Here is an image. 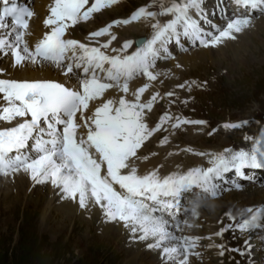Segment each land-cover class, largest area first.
<instances>
[{
    "label": "snow or ice",
    "instance_id": "6c2138e0",
    "mask_svg": "<svg viewBox=\"0 0 264 264\" xmlns=\"http://www.w3.org/2000/svg\"><path fill=\"white\" fill-rule=\"evenodd\" d=\"M156 2L140 6L126 19H114L90 31L88 40L94 43H87L66 38V33L78 22L89 21L94 13L118 4L119 0H53L43 21L49 30L30 46L25 35L35 12L17 0H0V29L7 33L0 35V49L10 50L17 65L26 60L51 62L69 81L75 80L73 84L0 79V93L5 101L0 106V120L12 122L20 118L15 126L0 128V175L23 172L35 183L50 181L61 189L64 198H78L81 209L92 203L103 210L106 222H122L131 234L130 240L151 239L146 245L148 249H160L173 264L182 256L179 264H188L190 250L197 247L200 237H176L169 228L170 220L177 229L181 223L190 227V221L179 219L178 213L183 208L187 216L190 203L191 216L198 217V202L214 200L222 193L224 189L218 181L226 173L234 170L236 176L250 179L245 169H264V131L257 138L244 137L246 141L254 140L247 149L226 147L209 154L197 152L209 156V167H192L163 177L155 169L141 174L136 160L148 157H140L138 150L162 125L167 122L177 129L186 124H207L165 111L154 126L150 125L147 116L160 93H152L146 101L142 96L151 82L157 80L159 73L153 71L156 62L175 59L169 48L171 42L187 51L185 39L192 46L204 48L236 40L253 26L255 12L264 15V0H232L236 11L224 25L212 23L202 6L203 0H160L158 11L149 10ZM164 16L170 18L162 22L160 17ZM141 19L150 23L149 38L134 49L133 40H124L119 48L112 47L117 39L114 25H128ZM202 22L210 28H205ZM176 67L181 65L177 63ZM138 77L146 82L131 90L130 82ZM195 83L185 81L177 87L183 89L188 85L190 90ZM109 89L123 94L118 99L106 98ZM174 95L172 91L165 93L167 97ZM90 104L94 106L91 116L87 114ZM248 123V120L226 122L223 127L237 129ZM82 128L86 131L81 132ZM168 140L165 136L159 143L163 145ZM230 183L236 189L242 187L235 180ZM185 194L188 199L182 205ZM246 213H241L240 221L228 227L245 231L256 226L258 218H264V208H248ZM225 230L222 228L217 235ZM173 240H182L183 244L171 245ZM219 247L223 249V245Z\"/></svg>",
    "mask_w": 264,
    "mask_h": 264
},
{
    "label": "bare ground",
    "instance_id": "6f19581e",
    "mask_svg": "<svg viewBox=\"0 0 264 264\" xmlns=\"http://www.w3.org/2000/svg\"><path fill=\"white\" fill-rule=\"evenodd\" d=\"M37 1L38 2L34 6L35 15L30 20L29 29L25 35V39L27 40L30 46H34V44L39 39L42 38L43 33L49 30L47 26L44 25L43 21L49 13L50 5L53 3V0H37ZM150 1L152 2V0ZM221 1L225 3L224 0ZM221 1L203 0L202 6L208 12L209 19L213 22V24L216 25L225 24V22H221L216 19L218 13L221 12V7L215 8L214 6L216 3H219ZM122 2L123 0H119V3L114 5L116 10L118 6L120 8L122 7ZM159 3L160 0H157L156 4L152 6L149 10L158 11ZM110 8L111 7H108L106 9L101 10L99 13H94L89 21H80L77 23V25L70 27V29L66 33V38L78 39L82 42L91 43L90 40H88V36H85V34L83 35V32H85V30L99 28V26H97V23L95 22V19H97L98 14L102 15L101 23H104V25H101L100 27L105 26V24L108 23L106 21L110 20L111 22L113 19L127 18V16L117 15L115 18L112 19V17H110ZM119 11L120 10H117V12ZM258 14L260 13L254 15L255 18L253 20V26L248 28L243 33L239 34L236 40H228L216 47H208V48L198 47L195 49L190 48L191 50L184 52L181 55H176L175 59H170L171 60L170 65L174 69L173 72L174 77H177L176 75L179 74L178 71L180 67H176L177 63L181 65V69L183 68L182 66L196 67L202 63H207V62L214 63L216 52L222 53L225 50L233 51L236 54H241V52H243L242 55H245L248 51L246 50L244 52V48L252 49L251 44L253 43V36L255 34L260 33L262 30L264 31V15L258 16ZM212 15H217V16L212 17ZM167 18H170V16L160 17L162 22ZM142 20L143 19H141L140 21L131 22L128 25H123V24L117 25L119 29L113 28L115 30V31L113 30V32L116 34L117 39L113 41L112 47H116V48L121 47L124 40H132V39L136 40L137 33L148 27V26H144L143 28L141 26L142 23L144 22H145L144 24L148 23L147 21L144 20L143 22ZM78 26L82 27L81 28L82 31ZM204 27L209 28L208 25ZM250 33L253 34L252 38L249 36ZM6 34L7 33L5 32L4 29H0V35H6ZM122 34H125V37ZM99 39L103 40V38H99ZM120 39H124V40H120ZM108 51L111 54L110 49ZM247 54H249V52ZM161 68H162V64L158 65L156 63V66L153 69V71L157 72V70H160ZM162 69H166V68H162ZM0 70H2L0 71V79H5V80H54L63 83H73V84L75 83V80L69 81L68 78L63 74V71L54 64H52L51 62L33 63L31 61L26 60L19 65L15 64L14 57L12 56L10 50L5 51L3 49H0ZM170 77H167V79ZM138 78L139 80H137ZM138 78H135L130 82L129 86L131 90H135L137 87L142 86V84L146 82L145 78L143 77H138ZM141 79H144L143 83H141L140 81ZM167 79H162V80L165 81ZM155 81L151 82V86L143 94L142 100L146 101L148 98H150L151 94L155 92L153 88V83H156ZM122 94H123L122 92L116 89H109L106 90L105 96L106 98L118 99V97ZM2 97H3V93H0V106L5 104V101L2 99ZM128 98L130 99L133 98L131 96V91L128 94ZM154 107L155 105L153 106V109ZM90 109L91 110L87 113L89 116H91L92 112L94 111V106L92 104H90ZM149 114L147 118L149 117ZM18 122H20V118H17L12 122H6L0 120V128L15 126ZM149 124L151 125L150 122ZM255 124H257V126H255ZM80 131L83 132L86 131V129L82 128ZM262 131H264V125H261L260 122L251 120L247 125H244L240 128L227 129L228 133L225 135H227L229 138L235 137L236 142L239 141L242 142L241 145L237 143V144H233L232 146L229 143L233 139L227 141L224 138L222 141L218 142L217 144L215 143L214 146H208L210 144H213V142H210V140L213 139V136L208 134L210 132L207 130L206 127H204L203 133L199 134V136L202 137L201 140L204 142L205 146L200 148L198 146L199 142L197 141L194 142L193 139H190L191 143L186 144V146L191 147V149L194 150L192 152L187 151L188 147L186 146L183 147L184 149L180 147L172 148L173 146H171V144H163V148H160L161 146L155 147V149L154 147L151 148V146H149V142L151 141L150 140L151 137H150L149 140L145 141L141 149L138 150V155L140 157L147 156L148 159L136 160V167L138 172L141 174L155 169L161 177L169 175L173 172H184L192 167H209L210 166L209 156L208 155L200 156L196 154L197 152H205L206 154H209L212 152L221 151L226 147H234L236 149H239L240 147H245L247 149L251 147L254 141L253 140L246 141L244 137L249 136L252 138H256L258 132H262ZM172 134L174 135L172 136V139L176 135V138L173 139L174 144H176L175 142L179 143L182 139V136H184L180 131L179 132L173 131ZM179 135L181 136V138L178 137ZM153 153L155 154L153 155ZM169 153H171V155H169ZM24 185L26 187L25 193L23 194L24 198L27 197V194L34 191V194L37 195L35 196L36 197L35 200H38L39 198H42L44 200V205L42 206V210L40 208L41 210L40 218L42 219L40 220L42 221V225L46 226L45 228H48L50 230L54 229L53 226L48 227V223L49 225H51L50 224L51 222L50 220L52 218L51 215L53 216L54 214L61 215L62 217L68 219V221H70L69 218L73 219L74 216H76L80 220H82L81 222L85 221L86 223H88L87 226L91 222L98 223L99 229L103 232V237L98 238L97 236L98 239L95 238L97 241L101 242L106 240L109 243H111L112 241L116 240L115 242L123 245V247H125L126 244L130 243L127 246L128 250L126 248H123L124 252H126V255L128 254L127 256H125V259L123 260V264H148L146 261L147 259L149 260V264H173L172 261H169L164 257L160 249H155V248L148 249L146 247L147 243L152 242L151 239H149L148 241L130 240L129 237L131 234L123 226L122 222L121 223L106 222L104 219L103 210L98 205L90 203L87 206V208L81 209L78 203V198L77 200H72L71 198H64L61 189L59 187L53 186L50 181H46L43 183H35L32 181L29 174L23 172L17 173L14 176L9 175L7 177H5L4 175H0V188L6 193L5 200L9 197L10 193L12 194L17 193L21 187H24ZM43 191H45L47 195L46 196L42 195V197L38 196ZM210 201L212 202L214 207L212 208L201 207L199 209L200 215L198 217H192L191 214L189 215L187 219L190 221L191 224L190 227L181 223L180 228L177 231H173L176 237H183V236L200 237V240L197 243V247L190 250L191 254L189 255L188 264H216V262L218 263L220 260L223 259L220 253L221 251H224L226 242L223 241L221 235L216 234L218 232V229L216 227L220 224L221 221H224L228 218L227 214L229 215V213H231V216L237 217V216H241L240 215L241 213H245L248 207L251 208L258 207L260 209L264 208V184L261 183V185L257 187L249 186L245 188H240L239 190H234V192H228L223 195H220L214 200H210ZM39 206L41 207L40 204ZM10 213L11 214L7 213V211H4L1 214L5 217L7 221H9V219L15 215L14 214L15 212H10ZM62 217H61L62 219L61 222L63 221ZM261 226L262 224L259 221L256 222V226H253L252 228L248 229L249 232L246 235L240 237L244 239L245 242H247L248 247L250 246L249 248L247 247L249 254L248 253L244 254L247 257V259L249 258L246 264L251 263V260L256 259V256H254V254H256L259 249V247H256V244L259 242V239L264 238V234H260L258 238L256 235L253 234L254 232H257ZM64 231L65 229H59L55 231L53 236L57 238V236L59 234L62 235ZM170 243L171 245H175V244L182 245L183 241L173 240ZM219 245H223V249H221ZM253 245H255L254 248H252ZM118 249L120 250V247ZM195 253H199V255H196ZM261 253L262 251H260L259 254ZM180 259H182V256H178L176 258L175 264H179ZM255 262L257 261L255 260Z\"/></svg>",
    "mask_w": 264,
    "mask_h": 264
},
{
    "label": "rangeland",
    "instance_id": "374dc122",
    "mask_svg": "<svg viewBox=\"0 0 264 264\" xmlns=\"http://www.w3.org/2000/svg\"><path fill=\"white\" fill-rule=\"evenodd\" d=\"M151 3L150 0H123L122 7L118 6L117 8V10H120L119 12H117L114 5V7L111 6L110 17L115 18L117 15L129 16L140 6L150 5ZM142 21L144 22V20ZM95 22L99 27L104 25V23H101L102 15L98 14ZM106 22L110 23V20ZM144 23L141 26L143 28L148 26L150 28L148 33H150L152 31L150 23ZM113 28L119 29L117 25ZM92 30H97V28ZM88 33H86L87 36ZM144 34L145 32L141 30L137 33V36H144ZM122 35L125 37V34ZM249 36L252 38L253 34L250 33ZM251 47L252 49L244 48V52L246 50L249 52L245 55H242L243 52L236 54L229 50L222 53L216 52L214 63H202L196 67L182 66V69L179 68L177 77L173 75L174 69L170 65L171 61L163 63L162 68L166 69L157 70L159 75L155 81L156 83H153L154 91L159 92L160 96L157 98V103L155 102V107L147 120L154 126L159 121L160 115L165 111H170L173 116L178 114L188 119H204L207 123L213 124L226 119L252 118L254 115L264 114L263 30L253 36ZM184 52L186 51L182 50L181 54ZM236 55L240 57L238 58ZM167 77L170 78L167 79ZM162 79L167 80L163 81ZM140 81L143 83L144 79ZM185 81L190 83L196 81V83L191 84L190 90L188 85L183 89L177 87L178 84ZM205 81H207L206 85H204ZM169 91L174 92L175 95L172 97L165 96V93ZM172 101H175V103H172ZM185 101L187 102L185 103ZM198 128L202 131L195 130ZM173 131H180L184 135L179 143L175 142L176 144H174L173 139L176 138V135L172 139V136H174ZM203 131L204 127L202 125L181 126L173 129L170 123H165L162 125L161 130L151 136L149 146L154 147V149L160 146V148H163L159 141L167 136L169 140L165 144H171L172 148H183L186 144L191 143L190 139L199 142L198 146L202 148L205 145L199 134H202ZM212 136L213 139L210 142H213V144L208 146H214L215 143L217 144L224 138L227 141L233 139L229 143L232 146L237 143L242 144L240 141L236 142L235 137L229 138L225 134L222 136L219 133H214ZM178 137L181 138L180 135ZM25 188L24 185L19 189V193H10L6 200V193L0 188V264H123L125 256L128 255H126L123 248L127 249L130 243L123 247V245L115 242L116 240L111 243L106 240L97 241L96 239L103 237V232L99 229L98 223L91 222L87 226L88 223L81 222L82 220L76 216L73 219L69 218L70 221H68L61 215H51V225L48 223V227L53 226L54 229H51V231L45 228L46 226L42 225V219L40 218L44 200L42 198L35 200L37 195L34 194V191L24 198ZM42 195L46 196L47 193L43 191L38 196L42 197ZM4 211L9 214L15 212V215L7 221L1 214ZM61 217L63 218L62 222ZM59 229H65V231L56 238L53 235ZM223 233V241L226 242V246L222 255L223 259L218 263L216 262V264H245L246 259L242 256L241 249H238L241 246H236L234 233L231 229H227ZM146 261L149 264V260Z\"/></svg>",
    "mask_w": 264,
    "mask_h": 264
},
{
    "label": "clouds",
    "instance_id": "9594fccd",
    "mask_svg": "<svg viewBox=\"0 0 264 264\" xmlns=\"http://www.w3.org/2000/svg\"><path fill=\"white\" fill-rule=\"evenodd\" d=\"M201 207L212 208V207H214V205L212 204V202L210 200L200 201V202H198L197 207H196L197 212H199V209Z\"/></svg>",
    "mask_w": 264,
    "mask_h": 264
},
{
    "label": "water",
    "instance_id": "95a60500",
    "mask_svg": "<svg viewBox=\"0 0 264 264\" xmlns=\"http://www.w3.org/2000/svg\"><path fill=\"white\" fill-rule=\"evenodd\" d=\"M141 42V41H140Z\"/></svg>",
    "mask_w": 264,
    "mask_h": 264
}]
</instances>
